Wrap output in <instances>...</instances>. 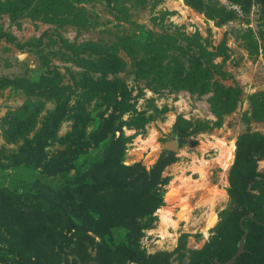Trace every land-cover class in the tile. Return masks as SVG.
Instances as JSON below:
<instances>
[{"label":"rangeland","instance_id":"374dc122","mask_svg":"<svg viewBox=\"0 0 264 264\" xmlns=\"http://www.w3.org/2000/svg\"><path fill=\"white\" fill-rule=\"evenodd\" d=\"M235 255L264 264V0H0V264Z\"/></svg>","mask_w":264,"mask_h":264},{"label":"trees","instance_id":"16d2710c","mask_svg":"<svg viewBox=\"0 0 264 264\" xmlns=\"http://www.w3.org/2000/svg\"><path fill=\"white\" fill-rule=\"evenodd\" d=\"M55 181H58V179H55V177H53V178L51 177V178L48 179V182L51 183V184H54ZM43 189H44V192H43L44 193V197L49 202L60 206L64 211H67V212L76 211V209L74 207H72V205H67V204L64 203L65 201L63 200V197L61 195L52 194L51 191H50L49 186H46ZM154 194H156V188H154L152 186V187L149 188L147 195L151 196V195H154ZM158 205H159V203H157L154 206V208H157Z\"/></svg>","mask_w":264,"mask_h":264},{"label":"water","instance_id":"95a60500","mask_svg":"<svg viewBox=\"0 0 264 264\" xmlns=\"http://www.w3.org/2000/svg\"><path fill=\"white\" fill-rule=\"evenodd\" d=\"M163 147L167 150H170V151H174L176 149V143L174 141H169V142H166ZM238 255V254H237ZM237 255H235L231 260H229L226 264H229L231 263L236 257Z\"/></svg>","mask_w":264,"mask_h":264}]
</instances>
